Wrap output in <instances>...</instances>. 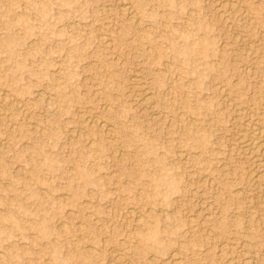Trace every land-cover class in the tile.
Returning <instances> with one entry per match:
<instances>
[{
    "label": "rangeland",
    "instance_id": "rangeland-1",
    "mask_svg": "<svg viewBox=\"0 0 264 264\" xmlns=\"http://www.w3.org/2000/svg\"><path fill=\"white\" fill-rule=\"evenodd\" d=\"M247 122L264 0H0V264H264Z\"/></svg>",
    "mask_w": 264,
    "mask_h": 264
},
{
    "label": "bare ground",
    "instance_id": "bare-ground-1",
    "mask_svg": "<svg viewBox=\"0 0 264 264\" xmlns=\"http://www.w3.org/2000/svg\"><path fill=\"white\" fill-rule=\"evenodd\" d=\"M119 1V0H118ZM123 2V1H122ZM223 2V1H222ZM123 4V3H122ZM121 4V5H122ZM125 4V3H124ZM123 4V5H124ZM127 5V4H126ZM125 5V6H126ZM221 5H223V4H221ZM127 8V6L124 8L123 7V9H126ZM130 10V9H129ZM131 12V11H130ZM239 32V31H238ZM255 58V57H254ZM137 85V84H136ZM99 90V89H98ZM145 97V96H144ZM151 98V97H150ZM144 101V100H143ZM154 105V104H153ZM242 110V109H241ZM251 115V114H250ZM249 118H251V117H249ZM247 121V120H246ZM255 121H256V119H255ZM257 121H259V120H257ZM104 122V121H103ZM101 123V122H100ZM246 123V122H245ZM250 123V122H249ZM102 125V124H101ZM247 125H248V122H247ZM261 128V127H260ZM259 127H257V126H255L254 125V123H251V124H249L248 125V132H246V135H245V141H244V146H245V148L247 149V150H252V148H254V147H257L256 149H258V148H263L264 149V131L262 130V129H260ZM243 133H244V131H243ZM243 135V136H244ZM244 148V147H243ZM262 149V150H263ZM251 155V154H250ZM254 155V154H253ZM121 159V158H120ZM264 160V159H263ZM262 160V161H263ZM259 162V161H258ZM261 162V161H260ZM259 164V163H258ZM263 171V170H262ZM264 172V171H263ZM263 176V175H262ZM130 212V211H129ZM131 214H133L134 212H130ZM129 213V214H130ZM132 216V215H131ZM137 216V215H136ZM141 217V216H140ZM140 217H139V219L138 220H140ZM136 218H138V217H136ZM262 222V221H261ZM141 224H144V223H141ZM138 229V228H137ZM243 251V250H242Z\"/></svg>",
    "mask_w": 264,
    "mask_h": 264
}]
</instances>
